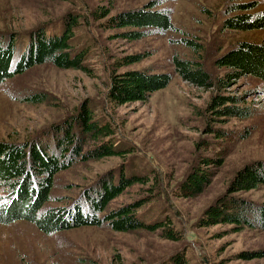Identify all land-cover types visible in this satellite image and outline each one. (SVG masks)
Segmentation results:
<instances>
[{
  "label": "rangeland",
  "instance_id": "obj_1",
  "mask_svg": "<svg viewBox=\"0 0 264 264\" xmlns=\"http://www.w3.org/2000/svg\"><path fill=\"white\" fill-rule=\"evenodd\" d=\"M150 1L156 0H0L1 36L17 35L19 43L27 45L33 32L46 25L58 28L68 16L77 15L76 37L93 51L89 74L44 64L1 85L0 142L38 140L54 146L72 128L69 121L84 107L91 108L97 120L112 126L115 135L111 139L129 152L123 158L79 161L60 173L49 205L70 208L85 201L100 183L123 173L128 178L137 176L146 183L127 189L110 204V210L144 202L139 215L147 214L153 222L167 220L175 239H167L162 230L115 232L107 224L46 235L19 221L0 224V264H173L176 258L186 264H264V231L237 230L230 224L200 225L204 212L226 194L241 169L264 162V82L244 77L230 81L226 89L206 90L184 81L172 62L176 56L202 61L216 81H227V71L217 67L216 60L242 42L264 43V30L227 29L224 24L232 16L230 9L254 4L256 9L246 13L264 14V0H162L160 8L170 11L175 29L154 32L138 41L122 38L124 30L106 29V18L94 14L105 9L114 16ZM185 40L201 46L200 55ZM135 55L142 60L117 67L122 59ZM116 70L169 73L173 80L146 103L116 106L107 98ZM216 94L237 98V106L252 115L243 120L218 116L209 109ZM35 95L43 102H25ZM72 133L79 131L75 128ZM200 142L206 146H198ZM216 154L223 155L225 162L203 194L177 196V188L198 157ZM239 196L262 205L264 187Z\"/></svg>",
  "mask_w": 264,
  "mask_h": 264
},
{
  "label": "trees",
  "instance_id": "obj_2",
  "mask_svg": "<svg viewBox=\"0 0 264 264\" xmlns=\"http://www.w3.org/2000/svg\"><path fill=\"white\" fill-rule=\"evenodd\" d=\"M162 4V0L150 1L141 8L114 16H110L111 11L105 9L94 14L106 18V29L124 30L122 38L138 41L154 32L166 33L175 29L170 11L161 9ZM255 9L254 4L233 6L230 9L232 16L226 19L224 26L237 32L264 30V14L246 13ZM79 22L77 15H70L58 28L56 25H46L42 31L33 32L27 45H21L17 35H0V86L44 64L89 74L88 61L92 59L93 51L85 40L76 37ZM184 42L195 54L200 55L201 46L190 40ZM27 48L30 49L26 52ZM141 60L142 57L137 55L128 56L118 62L117 67L123 68ZM172 62L176 73L184 81L206 90L226 89L230 81L244 77L264 82V43L242 42L216 60V66L227 71V81H216L202 61L176 56ZM172 80L173 76L169 73L116 70L111 74L107 98L116 106L146 103L155 93L166 89ZM25 102L38 104L43 99L35 95L27 97ZM238 103V99L233 96L216 94L209 109L218 116L240 120L249 118L251 111L238 107ZM70 122L73 123L72 128L65 138L56 139L54 146L38 140L19 144L0 142V224L11 225L24 221L46 235L107 224L113 231L121 233L162 230L166 232L167 239L174 240L173 229L167 220L153 222L147 214L139 215L146 205L144 202L110 210V204L127 189L146 183L137 176L128 178L123 173L120 178L100 183L99 188L85 196V201H79L70 208L49 205L53 201V191L60 173L71 169L79 161L86 163L110 157L123 158L129 152L123 144L111 139L115 135L112 126L97 120L91 108L84 107ZM74 127L79 134L72 133ZM88 144L92 146L87 150ZM198 146L206 145L200 142ZM224 162L225 158L220 154L199 156L197 164L177 188L176 195L196 198L203 194ZM260 187H264L262 161L245 166L235 175L226 194L204 212L200 225L209 228L230 224L237 230L255 228L264 231V204L257 206L239 196ZM84 208L87 209L85 213ZM173 264L186 262L176 258Z\"/></svg>",
  "mask_w": 264,
  "mask_h": 264
}]
</instances>
